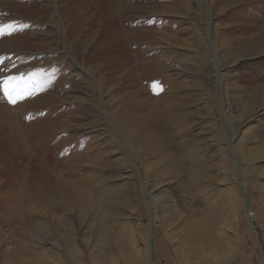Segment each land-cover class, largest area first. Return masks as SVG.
Segmentation results:
<instances>
[{
	"label": "rangeland",
	"instance_id": "obj_1",
	"mask_svg": "<svg viewBox=\"0 0 264 264\" xmlns=\"http://www.w3.org/2000/svg\"><path fill=\"white\" fill-rule=\"evenodd\" d=\"M129 4L140 98L107 0H0V80L24 92L0 91V114L51 119L62 165L48 169L85 192L25 200L40 164L0 132V264H264V0Z\"/></svg>",
	"mask_w": 264,
	"mask_h": 264
},
{
	"label": "bare ground",
	"instance_id": "obj_2",
	"mask_svg": "<svg viewBox=\"0 0 264 264\" xmlns=\"http://www.w3.org/2000/svg\"><path fill=\"white\" fill-rule=\"evenodd\" d=\"M124 1L125 0H107L108 14L111 18L114 19L115 24H116L114 29H112L115 37L118 36L117 38L122 40V42H123L122 44L126 45V47L124 46L123 50H125L127 52H130V51L133 52L131 58L127 57V58L123 59V61L121 62V68L125 69V71L127 73H129V76L132 78L129 81L130 82L129 85L132 86L134 92H131L129 94H135L136 98H140L143 93L139 89V87H140L141 81H144L143 78H145V77L148 78L147 75L149 74V71H147L145 68H143L144 64H142V59H141V57H142L141 53L142 52L138 49H137L138 52L134 51V50H130V49L134 48L136 46V44H138V41L132 39L135 35H137L136 34L137 32H134L135 31L134 25L136 24V20L134 18L133 13L135 12V7L132 6L133 4H129V0H128V3L124 2ZM126 55H128V54L126 53ZM5 68L6 67L0 69L1 75L4 74V73H2V70ZM5 71H6V69H5ZM106 74H108V73H106ZM103 81H104V79H103ZM104 82L106 83V81H104ZM134 97H132V98H134ZM130 102L132 103L131 108L135 109L136 113L140 112V111L143 112L145 109H147V106H141L139 104L133 103L132 101H130ZM25 104L26 103H24V105ZM19 105H21L23 107V103H20ZM106 106H107V104H106ZM3 108H4V110L0 114V128H1L0 132H1L2 136L6 135V137L9 139V142H7V143H10V147H12V150H14V152L16 150L15 156H17L20 160H22L25 167L27 165L30 166V164H32V166H34L35 163L40 164L39 173L41 175H40V178L37 179L38 184L34 183L32 189H29V188H28V190L26 189L28 192H24L22 190L20 194L23 196V198L25 200L29 201L31 199H36V196L37 197L41 196L39 191L50 190V192H53V190H54L60 194V198H61L60 200H62L64 205H73L76 201L82 199L84 197L85 192L82 189V186H80L81 182L77 180L78 177L77 178L74 177V175L76 174L75 172L71 173L72 177H69L67 175L68 178H66L64 175L70 173L71 171L70 172L69 171L64 172V170L62 169V166H61V173L62 174L58 173L57 177L54 178L51 175L50 170L48 169L51 166V167L57 168L60 171V164L62 165L61 160H59V158L61 157V151H60V148H58L60 146V144H58L59 142L56 141L58 138L56 136L57 133L52 132V130L50 128V123L52 121L50 123L48 122L51 119L50 118H49L50 120H48L47 118H45L47 120L41 119V122H40V120H38V119H40L39 115H42V114L34 115L33 116L34 118L32 116H29V114L28 115L24 114V116L20 115V117H18V116H16V114H14L12 112V110H13L12 104H6V105H4ZM155 116H158V115H155ZM135 117L137 118L138 116H134V118ZM152 118L153 117H148V116L140 117L139 123H140L141 127H143V128L150 127L151 122H152V120H151ZM42 121H44V122L42 123ZM37 122L39 124V128H36L35 130H33L31 125L34 124L36 126ZM42 125H46V127L40 128ZM153 128H154V126H153ZM51 147L52 148L54 147V151L51 149ZM12 150H10V151H12ZM12 156H13L12 158H14V155H12ZM10 160H12V159H10ZM15 161H16V157H15ZM35 161H37V162H35ZM18 166H19V164H18ZM64 166H65V163H64L63 167ZM2 168H4V166ZM23 170L24 169L19 168V170L17 169L15 171H17L20 174ZM25 175H26V173H25ZM25 175H23V176H25ZM19 178L20 177H16L14 179L13 183L16 184L19 181ZM39 182L41 183V186H40ZM44 183H45V185H44ZM14 184L12 186L11 185L10 186L13 187V186H15ZM83 184H84V182H83ZM17 193H18V191H17ZM48 194H50V193H48ZM46 196H47V193H46ZM41 199H43V198L41 197ZM248 219H249V221L252 225V228L254 230L255 239L257 241H259L257 232L255 230V226L253 224V221L251 220V217H249V215H248ZM257 244H258V242H257Z\"/></svg>",
	"mask_w": 264,
	"mask_h": 264
},
{
	"label": "snow or ice",
	"instance_id": "obj_3",
	"mask_svg": "<svg viewBox=\"0 0 264 264\" xmlns=\"http://www.w3.org/2000/svg\"><path fill=\"white\" fill-rule=\"evenodd\" d=\"M4 28L0 26V35H4ZM10 34V33H9ZM0 91H2L9 103L15 104L17 98L23 99L24 92L22 86L16 77H9L6 80H0ZM30 95V93H29Z\"/></svg>",
	"mask_w": 264,
	"mask_h": 264
},
{
	"label": "water",
	"instance_id": "obj_4",
	"mask_svg": "<svg viewBox=\"0 0 264 264\" xmlns=\"http://www.w3.org/2000/svg\"><path fill=\"white\" fill-rule=\"evenodd\" d=\"M253 224H254L255 227L257 226L256 220H253Z\"/></svg>",
	"mask_w": 264,
	"mask_h": 264
}]
</instances>
